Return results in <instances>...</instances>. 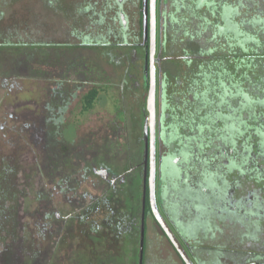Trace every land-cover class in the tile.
<instances>
[{"label":"flooded vegetation","instance_id":"flooded-vegetation-1","mask_svg":"<svg viewBox=\"0 0 264 264\" xmlns=\"http://www.w3.org/2000/svg\"><path fill=\"white\" fill-rule=\"evenodd\" d=\"M45 4L82 33L50 36ZM78 4L0 0V264H147L159 243L186 264L152 173L193 264H264V0ZM106 89L115 117L65 138Z\"/></svg>","mask_w":264,"mask_h":264},{"label":"rangeland","instance_id":"rangeland-1","mask_svg":"<svg viewBox=\"0 0 264 264\" xmlns=\"http://www.w3.org/2000/svg\"><path fill=\"white\" fill-rule=\"evenodd\" d=\"M66 1L67 0H64L65 3ZM72 3L76 5L74 8L75 10H77L76 8H77L78 0H72ZM67 4L69 5L68 2ZM45 5H43L44 8L41 15L42 19L40 20L42 21L41 24L42 28L47 30L50 36L53 34L54 31V30L53 31L50 30L54 26L57 28V31L62 32L63 34L66 33L67 28L69 26L71 29L74 27V30H76V32L82 33L83 31L82 28L84 27L83 21H80L78 20V18H75V22H71L70 17L68 21V16L65 13L62 14L58 13L55 11L54 8ZM29 27H31V30H33L34 32L36 31L35 28H39V27H34L33 24H30ZM55 38L56 36L49 38V40L50 41L52 40L51 42L62 41L61 38H59L58 41L54 40ZM17 41H18L17 39L13 40V42H17ZM102 62L103 61L99 62L97 56L94 55L91 56V63L89 67L92 70L93 73L92 75L96 76V79H98V75L103 74L102 70L107 72L106 75L108 77L113 76V72H111L109 67L106 66V64H103ZM29 84H31V82ZM114 91H115L114 89H106L101 91L92 108L93 111L91 112V114L83 115L81 103H80L81 100L75 101L74 106L73 107L71 106L72 110L69 111L71 108L68 110V112H73V114L70 113L68 115L69 119L66 118L64 120L65 123L62 125L64 137L69 138L73 134L72 131H76L77 137L79 138L78 132L80 134H84L87 132L88 128L94 129L96 131L100 127V124L102 122L105 123L109 119L112 120L113 117H115V112L120 108V103H121L118 95ZM25 96L29 97L28 95ZM235 252L240 253L238 250H236ZM240 258H242L241 255ZM147 264H181V263L178 257L175 255V253L167 245V243L164 244L159 243V245H156L155 248L153 249L152 256L149 258Z\"/></svg>","mask_w":264,"mask_h":264},{"label":"water","instance_id":"water-1","mask_svg":"<svg viewBox=\"0 0 264 264\" xmlns=\"http://www.w3.org/2000/svg\"><path fill=\"white\" fill-rule=\"evenodd\" d=\"M153 49H154V41L152 40V55H153ZM148 111L150 112L151 119L153 122L154 121L153 119L155 117V111H156V82H155V77H154L153 71H152V77H151L150 93H149V97H148ZM152 175L153 176L151 178V187H150L151 191L150 192H151V199H152V207L155 211V215H156L159 223L161 224L162 228L164 229V231L166 232V234L168 235V237L172 241L174 247L179 252V254L183 258V260L186 262V264H193L192 261L190 260V258L188 257L187 253L183 250L182 246L180 245V243L178 242V240L174 236L173 232L170 230L169 226L166 224L164 218L162 217V215L160 214V212L157 208L156 199H155V178H154L155 173L154 174L152 173Z\"/></svg>","mask_w":264,"mask_h":264},{"label":"trees","instance_id":"trees-1","mask_svg":"<svg viewBox=\"0 0 264 264\" xmlns=\"http://www.w3.org/2000/svg\"><path fill=\"white\" fill-rule=\"evenodd\" d=\"M235 77H236V76H235ZM236 78H237V77H236ZM236 85H237V84H236ZM236 85H235V86H236ZM219 88H220V86H219ZM221 88H222V87H221ZM235 88H237V87H235ZM96 95H97V92H95V91L92 92V93L90 94V104H91V103L93 102V100L96 98ZM237 132H238V133H237ZM237 132L234 133L235 136H237V135H239V134H242L240 130L237 131ZM235 136H234V137H235Z\"/></svg>","mask_w":264,"mask_h":264}]
</instances>
